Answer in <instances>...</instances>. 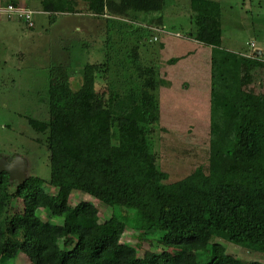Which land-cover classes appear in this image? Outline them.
<instances>
[{
  "label": "trees",
  "instance_id": "trees-1",
  "mask_svg": "<svg viewBox=\"0 0 264 264\" xmlns=\"http://www.w3.org/2000/svg\"><path fill=\"white\" fill-rule=\"evenodd\" d=\"M165 1L89 0L94 16L106 22L104 48L111 45V30L134 40L132 72L115 64L110 74L108 58L85 62L72 88L65 65L49 68L48 118L27 123L45 143L46 182L55 192L44 191L38 176L13 183L0 172V263L23 255L29 264H264L232 256L217 240L264 253V61L257 53L206 47L218 32L207 1L190 0L198 39L209 52L206 161L168 180L156 148L162 120L156 91L168 82L155 66L142 63L138 45L151 41L155 28L158 36L165 32L133 19L137 12L142 18L160 13ZM8 3L19 5H0ZM39 3L51 14L74 13L76 6L75 0ZM106 11L128 16L130 23H111ZM257 72L261 92L253 86ZM78 192L93 201L68 203ZM95 201L120 211L100 221ZM127 209L135 211V246L121 241L127 222L117 216ZM144 244L160 248L151 251Z\"/></svg>",
  "mask_w": 264,
  "mask_h": 264
},
{
  "label": "rangeland",
  "instance_id": "rangeland-1",
  "mask_svg": "<svg viewBox=\"0 0 264 264\" xmlns=\"http://www.w3.org/2000/svg\"><path fill=\"white\" fill-rule=\"evenodd\" d=\"M2 1H16L34 11L40 8L39 0ZM75 1L74 13L39 14L36 11L31 28L23 19L0 16V160L2 157H18L24 176L40 177L43 180L41 187L49 193H54L55 188L46 182L49 178L48 151L41 134L27 123L28 118L41 121L48 118L49 68L65 65L71 74L72 88L78 86L81 66L85 62L108 58L113 68L110 74L117 65L124 70L127 67L129 74L132 72L128 61L134 40L127 41L125 36L120 39L111 30V45L104 48V18L94 16L88 7L89 0ZM206 1L211 15L209 19L218 32L206 47H222L243 55L259 50V57L264 61V0ZM106 12L110 13L111 23H130L128 16ZM137 14L138 17L133 18L135 22L157 24L165 32L158 36L160 29L155 28L154 36L157 38L153 36L151 41L145 44L142 41L138 45L142 63L155 66L159 75L168 82L156 91L162 118L161 129L156 132V148L160 167L168 172V180L172 181L206 161L204 134L208 127L209 52L198 39L190 0H166L160 13L151 12L146 18H142V12ZM52 16L53 22L50 20ZM123 26L127 27V24ZM188 33L192 38L187 37ZM188 51L192 52L187 54ZM253 86L257 92L262 91L259 72ZM81 200L93 201V197L83 192L72 193L68 203L76 204ZM95 204L100 221L110 216L112 210L119 209H112L99 201ZM134 216L133 209L117 216L127 222L121 241L130 246H135L137 241V231L133 229ZM42 217L45 218L43 213ZM217 240L234 257L264 262V253ZM159 248L154 244L143 245V249L151 251ZM197 260L204 261L205 254H198ZM0 264L29 263L21 255L16 260L4 259Z\"/></svg>",
  "mask_w": 264,
  "mask_h": 264
},
{
  "label": "water",
  "instance_id": "water-1",
  "mask_svg": "<svg viewBox=\"0 0 264 264\" xmlns=\"http://www.w3.org/2000/svg\"><path fill=\"white\" fill-rule=\"evenodd\" d=\"M256 53L259 55L261 51L257 50ZM1 171L7 172L9 180L13 183H23L26 180V176L22 173L18 157H2L0 160V172Z\"/></svg>",
  "mask_w": 264,
  "mask_h": 264
},
{
  "label": "built area",
  "instance_id": "built-area-1",
  "mask_svg": "<svg viewBox=\"0 0 264 264\" xmlns=\"http://www.w3.org/2000/svg\"><path fill=\"white\" fill-rule=\"evenodd\" d=\"M36 11L30 8L24 7L22 5H13L8 3L6 5H0V16H5L7 18L23 19L26 21L27 25L33 26V15Z\"/></svg>",
  "mask_w": 264,
  "mask_h": 264
},
{
  "label": "crops",
  "instance_id": "crops-1",
  "mask_svg": "<svg viewBox=\"0 0 264 264\" xmlns=\"http://www.w3.org/2000/svg\"><path fill=\"white\" fill-rule=\"evenodd\" d=\"M31 9V8H30ZM39 9V10H38ZM37 10H35V11H37V12H39V14H46L47 12H44V11H42V10H40V8H38Z\"/></svg>",
  "mask_w": 264,
  "mask_h": 264
}]
</instances>
